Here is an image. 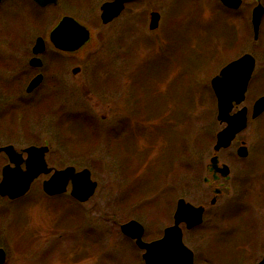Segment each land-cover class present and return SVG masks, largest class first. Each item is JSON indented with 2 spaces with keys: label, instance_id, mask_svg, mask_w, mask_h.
<instances>
[{
  "label": "rangeland",
  "instance_id": "1",
  "mask_svg": "<svg viewBox=\"0 0 264 264\" xmlns=\"http://www.w3.org/2000/svg\"><path fill=\"white\" fill-rule=\"evenodd\" d=\"M179 1L152 0L145 7H135L134 15L126 14L122 23L104 26L100 4L93 16L91 3L64 0V13L91 17L82 23L93 38L82 54L66 60L65 85L46 82L33 100L49 107L46 136L54 153L51 165L73 166L77 171L87 168L98 188L90 202L80 204L69 193L48 199L37 184L24 200L5 204L10 214L6 231L15 229L23 217L27 233L21 235L35 238L32 246H23L25 240L16 245L9 235L7 264H144L143 252L121 233L120 226L135 220L145 228L144 241L157 240L165 223L172 225L178 199L207 207L203 226L183 229L184 244L193 251L195 264H257L261 260L264 117L262 132L255 131L258 122L240 136L248 144L247 160H239L234 147L220 154L221 161L231 167L232 180L213 207L211 188L203 179L221 130L210 82L232 59L226 56L228 38L232 46L240 40L242 47L236 46L229 57L253 52L259 58L252 92L260 91L256 78L264 73V54L257 55L252 33L246 38L230 36L242 23L236 24L237 18L230 21L216 2L212 10L208 0ZM24 6L32 18L35 8L28 2ZM150 9L162 15L155 32L149 30ZM245 12L249 19L250 11L239 15ZM10 18L17 19L14 12ZM15 23L7 45L18 46L24 55L34 33L50 28L39 24L32 33L26 22ZM257 48L264 53V39ZM2 58L8 59L9 54L0 48ZM24 65H11L13 74L7 71L3 76L0 67V96L26 94L27 85H22L25 82L17 71ZM76 67H82V73L74 78L71 72ZM86 140L88 148L83 150L74 144ZM155 201L159 206H153Z\"/></svg>",
  "mask_w": 264,
  "mask_h": 264
},
{
  "label": "flooded vegetation",
  "instance_id": "2",
  "mask_svg": "<svg viewBox=\"0 0 264 264\" xmlns=\"http://www.w3.org/2000/svg\"><path fill=\"white\" fill-rule=\"evenodd\" d=\"M77 1L80 3H91V5L93 6V16L97 10L96 7L100 4L99 19L101 20L102 7L104 5L113 3L115 0H77ZM184 1L180 0L179 2L184 3ZM208 1H209V6L211 7L212 10H214L215 8L214 2H216L217 6L221 7V9L226 12L227 16H229L230 21H232L233 18H237V21H234V22L238 25H239V22L242 23V26H239L237 28V32L236 33L231 32L230 36L238 35V37L244 36L246 38L247 36L250 37L252 33L253 41L256 46L255 48L257 49V55L264 54L262 52V49L257 48V44L261 40L264 39V14L260 22L258 33L255 32L254 26L252 23V16H253L254 9L258 6H261L264 8V0H249V4H247V0H227V1H230V5L224 4L222 0H217V1L208 0ZM25 2L30 3L35 8V11H33L32 13V18H30L29 15L25 14V6H24ZM63 3H64V0H57L56 4L52 3L45 7L40 6L35 0H4L2 1V3H0V10H2V12H0V16L2 17L3 15L2 24L0 25V39H2L0 48H2V50H6L7 53L9 54L8 59L2 58V60H0V67H2V76L7 71L11 72V75L13 74V69H12L13 67H11V65L14 64V66H22L25 64L23 67H21V69L17 71L19 75L22 74V79H21L22 82H25L22 85H27L25 89V93H26L25 95H21L20 97L16 96L15 98L8 97L9 99H7V97L4 95L0 96V185L3 180V174H4L5 168L15 169L19 167L22 171H26V168H27L26 162L29 158L28 150H30L31 148H37V149L45 148L46 149V152L44 153L45 154L44 158H45L48 168L53 169V172L55 169L56 170L64 169V168H55L54 166L51 165V156L54 153L51 147V140H50L51 138L49 136H46V135H49L47 131L51 123V121L48 119V114H50V111L48 110L49 108L48 104L47 103L43 104V102L39 100L38 101L33 100L34 98L33 94L36 92L37 89L41 87V85H43L46 82L49 83V86L65 85L64 83L68 80L67 72L69 68L68 65L66 66V64H68L66 60L70 59L73 56L82 54L85 50V48H82L79 51L74 52V53L60 51L56 49L50 41L51 32L56 27L55 24H58L63 18L72 17L80 23H82V21L84 20L87 21L91 19V17L85 18L83 15L79 16V15L64 13L62 11ZM148 3L152 4L153 2L152 0L127 1L124 4V9L122 13L108 25H115V24L120 23L124 19V16L126 14H130L132 12L134 15L135 7H138V6L145 7L146 4ZM158 4H161V2H158ZM243 10H247V12L250 11L249 13H247L249 14V19H248V16L246 15V12L243 15H239V14H242ZM12 12H14V17H17V19L10 18V14ZM154 12L159 13L160 16H159L158 27L154 30H151L150 21H151L152 13ZM40 13L42 14L41 17L43 18L41 20L39 19ZM7 16L9 18H7ZM55 17L57 18V21H54ZM39 20H40V23H39ZM128 20L130 21V19ZM16 21L26 22V24L33 30L32 33L36 30L37 27H39V24L45 27H48V25L50 26L47 32H43V33L35 32L34 33L32 42L30 46L27 48L25 55L24 53H22L21 49L18 46H13V45L8 46L7 45L9 41H12L11 38L13 37L10 36V32L14 30V25L16 24L15 23ZM161 23H162V15L160 14V12L157 9L155 10L150 9L149 10V30L151 32H155L159 30L161 27ZM104 26H107V25H104ZM133 31H134V28H130V32L132 33ZM43 35L44 37H38V36H43ZM40 38L44 40L45 46L41 49L36 50V44H37L38 39ZM238 41L237 43L239 44L232 46L230 43L231 41H229V38H228V45L226 49L228 54L226 56L232 59H230V61L227 64H225L216 75L214 74L215 76L213 75V77L211 78V82H210V88L212 90L214 100L216 101V108H217V100H216L215 93L213 91L212 80L220 73V71L224 67L240 59L244 55L249 54L254 57L255 69L252 74L251 80L249 82L248 89L245 94V99L241 104L234 103L232 110L230 112V116H234L237 113L241 112L242 110H246L247 126L244 130H242L240 133H238L235 136L234 140L232 141L231 145L228 148L222 149L218 153H215L214 147H215L216 142L213 146V153H212L211 158L214 156L218 157L219 162H218L217 169L221 170L223 169V166H227L229 169V174L227 178L223 176V174L219 171H216V170L210 171V160H209V163L206 166L207 176L204 177L203 183L206 187L211 188V191H212V199L210 201L211 207L217 204L219 198L223 195V190H224V187L226 186V183H230V181L232 180L231 167L228 164H225L224 162L221 161L220 154L222 152H226L230 150L231 148L233 149L234 147V150L236 149V155L238 159L243 160V161L247 160L249 157L248 144L247 142L241 140L240 136L244 132H246L249 128H251L254 124L256 125L258 122L260 123L258 126H255L257 128L255 131L262 132L263 130L260 124L262 121L261 118L264 117V113H262L257 118H253V109H254V105L256 101L264 97V88L262 86V84H264V73L261 75H258V77L256 78V80L259 81L258 82L259 85H257V89L260 91L259 92L250 91V88L252 86V81L255 79V76H256L255 73L258 69V59L259 58L257 56H254L256 54H254L253 52L231 53L229 57V52L236 50V46L241 45L240 40ZM238 47H241V46H238ZM18 58H20V60H17ZM26 63H28L27 65L28 67H26ZM262 67L264 68V64L262 65ZM75 69H78L77 73H74ZM262 72H264V70ZM71 73L73 77L76 78L78 75H81L82 67L74 68ZM23 75L26 76V78ZM38 77H41V83L33 91L28 92V88L30 84ZM11 81L15 82L18 86L21 84V81L17 82L14 79H12ZM6 82L11 83L10 80H7V81L2 80L3 84H5ZM249 93L251 94V97H249ZM219 125L221 127V130L227 127V123H219ZM259 127H260V130H259ZM40 131H41V136L39 135ZM220 131H218L217 134ZM217 134H216V138H217ZM8 147L11 148L10 153L3 151L5 148H8ZM243 148H245L246 150L245 157L239 154V150ZM53 172L50 173L49 175H46V174L40 175L31 184V187L28 193H26L22 197H19L16 199H10L9 197L2 196L0 193V251L2 250L5 251L7 262L9 260L10 252H8V250L5 248V244L8 245L6 241L8 240L9 235H12L14 237L13 238L14 241L17 242L16 245L22 244L21 240H25V242L23 243V246L24 245L32 246L33 242L35 241V238H33L34 235L23 238L22 235L27 233V229L24 227L26 225V221H25L26 219H24L23 221V217L21 218L19 217L20 219L17 221L15 229H12L11 231H9L10 233L6 231V229H8V225H6L7 224L6 222L10 214L8 213V210H7L8 208L7 207L5 208L4 205L5 204L13 205L16 202H20L24 200L32 192V189H34V187L37 184H41L43 195L48 199L60 198L66 195L67 193H69L71 184L68 185V191L65 194L57 195V196H49L44 193L43 184L46 180H48L52 176ZM179 200L180 199H178V201ZM214 200H215V203H213ZM178 201L176 203V207H177ZM80 204H86V203H80ZM148 204L152 206L150 202ZM159 204L157 205L156 201L153 202V206H156V205L159 206ZM197 207L204 208V222H205V214L207 211V207L205 205H199ZM175 211L173 213L172 225L174 224ZM22 221L24 222V224H22ZM203 224L201 226H203ZM13 225L10 224L9 226L12 227ZM172 225L165 223V226L163 225L164 226L163 232L167 228L171 227ZM199 227H195L191 230H188L184 224L181 225L182 230L185 229L186 231H194L198 229ZM263 256L264 254L262 255V257Z\"/></svg>",
  "mask_w": 264,
  "mask_h": 264
},
{
  "label": "water",
  "instance_id": "3",
  "mask_svg": "<svg viewBox=\"0 0 264 264\" xmlns=\"http://www.w3.org/2000/svg\"><path fill=\"white\" fill-rule=\"evenodd\" d=\"M3 0H0V3ZM41 6L56 4L57 0H35ZM130 0H115L113 3L102 7L103 24L110 23L118 17L124 9V4ZM224 4L230 5V1L222 0ZM264 14V8L258 6L254 9L252 23L254 30L258 33L260 22ZM159 15H152L151 29L158 25ZM50 40L54 46L68 53H74L85 47L91 40L89 30L75 21L73 18L65 17L52 31ZM45 46L43 39H38L36 50ZM38 53V52H36ZM255 69V59L251 55H245L239 60L229 64L213 80V88L217 98L218 116L220 123H227V127L218 133L214 152L228 148L235 136L247 126L246 110H242L234 116H230L233 104H241L245 99L248 84ZM78 69L74 71L77 73ZM41 83V77L36 78L29 86L28 92L33 91ZM264 113V97L256 101L253 109V118ZM11 148L4 151L10 153ZM46 149L31 148L28 150L29 158L26 162V171L19 167L15 169L5 168L3 180L0 185L2 196L16 199L24 196L31 184L41 174H50L53 169L47 167L45 161ZM239 154L246 156L245 148L239 150ZM218 157L214 156L210 162V171H219L228 178L229 169L223 166L218 170ZM71 183V196L81 203L88 202L95 194L98 184L92 180V173L88 169L77 172L74 167L63 170H55L49 180L44 182L43 190L49 196H57L67 192ZM215 203V200L213 201ZM204 208H196L180 199L174 215V226L165 230L162 239L146 243L143 241L144 227L137 221H130L121 226V232L135 241L137 247L144 250L143 260L145 264H195L194 253L185 246L181 224H185L188 230L200 226L203 223ZM6 253L0 251V264H5ZM258 264H264V257Z\"/></svg>",
  "mask_w": 264,
  "mask_h": 264
},
{
  "label": "trees",
  "instance_id": "4",
  "mask_svg": "<svg viewBox=\"0 0 264 264\" xmlns=\"http://www.w3.org/2000/svg\"><path fill=\"white\" fill-rule=\"evenodd\" d=\"M74 144L77 145V147L80 148L81 150H83L84 146H86V147L88 146L87 140L86 141H77V142H74Z\"/></svg>",
  "mask_w": 264,
  "mask_h": 264
}]
</instances>
